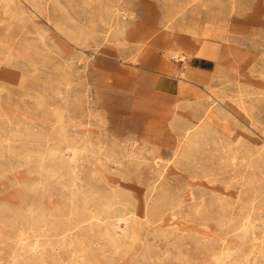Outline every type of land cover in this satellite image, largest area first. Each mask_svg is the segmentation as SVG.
Masks as SVG:
<instances>
[{
    "label": "rangeland",
    "instance_id": "374dc122",
    "mask_svg": "<svg viewBox=\"0 0 264 264\" xmlns=\"http://www.w3.org/2000/svg\"><path fill=\"white\" fill-rule=\"evenodd\" d=\"M11 2L0 264H264V0Z\"/></svg>",
    "mask_w": 264,
    "mask_h": 264
},
{
    "label": "crops",
    "instance_id": "0c3cea01",
    "mask_svg": "<svg viewBox=\"0 0 264 264\" xmlns=\"http://www.w3.org/2000/svg\"><path fill=\"white\" fill-rule=\"evenodd\" d=\"M194 60V59H192ZM213 59L206 58V57H199L192 61V63L188 64V66L185 68L186 72L188 73V76L190 77V83L193 85L202 86L204 82H208L211 78L212 70L207 66V63L212 62ZM162 63L159 67H161ZM144 87H142L143 89ZM158 91L160 89L156 88ZM162 93H165L167 95V100L169 101L170 98L175 95V91L173 88H167L162 89ZM179 94L176 93L175 99H177ZM169 96V97H168Z\"/></svg>",
    "mask_w": 264,
    "mask_h": 264
},
{
    "label": "bare ground",
    "instance_id": "6f19581e",
    "mask_svg": "<svg viewBox=\"0 0 264 264\" xmlns=\"http://www.w3.org/2000/svg\"><path fill=\"white\" fill-rule=\"evenodd\" d=\"M0 1H3V2H5V3H10L12 0H0ZM14 1V0H13ZM56 1V0H55ZM12 3V2H11ZM15 3V2H14ZM57 3V2H56ZM16 4V3H15ZM10 5V4H9ZM12 5V4H11ZM14 6V5H13ZM9 7V6H8ZM20 7H22V6H20ZM15 8H16V6H15ZM18 8V7H17ZM34 12V11H33ZM32 12V15H34V13ZM120 14V13H119ZM15 15V14H14ZM67 15H69V14H67ZM121 15V14H120ZM119 15V16H120ZM124 15V14H123ZM33 17V16H32ZM35 17H37L36 15H35ZM72 18V17H71ZM126 18V17H125ZM32 19H34V18H32ZM31 19V20H32ZM57 19V18H56ZM66 19V18H65ZM21 20V19H20ZM74 20V19H73ZM33 21V20H32ZM57 22V21H56ZM65 22H67V21H65ZM60 23H61V21H60ZM36 24V23H35ZM59 25V24H58ZM67 25V24H66ZM84 25V24H83ZM80 26V25H79ZM57 27V26H56ZM72 27V26H71ZM71 27H69V26H66L65 28H62V30L68 35V36H75V34L77 35V30H78V26H77V29L76 28H74V29H72ZM74 27H76V25L74 26ZM83 27H85V26H83ZM119 27V26H118ZM58 28H59V26H58ZM114 28V27H113ZM120 28V27H119ZM60 29V28H59ZM82 29V28H81ZM84 29V28H83ZM84 31V30H83ZM82 32V31H81ZM86 32V31H85ZM79 33V32H78ZM83 33V32H82ZM95 33V32H94ZM121 33V32H120ZM38 34V33H37ZM80 35V34H79ZM87 35V34H86ZM82 36H84V33L82 34ZM81 36V37H82ZM46 37V36H45ZM80 37V36H79ZM81 37H80V42H81ZM83 38V37H82ZM79 39V38H78ZM45 41V40H44ZM80 44V43H79ZM80 50V49H79ZM173 51H174V53L175 54H182V51H183V48L180 46V45H178L177 43H176V45H175V47H174V49H173ZM11 53V52H10ZM9 54V53H8ZM140 54V53H139ZM13 55V54H12ZM15 56V55H14ZM183 55H180L179 57H182ZM9 57V56H8ZM9 58H11V56L9 57ZM135 61V60H134ZM165 64V65H164ZM161 69H163V70H171V64H166V63H164V62H162V65H161ZM184 72H185V70H184V68L183 69H181V75H178V77L179 78H182V76L184 75ZM110 79V78H109ZM2 89V88H1ZM147 89V88H146ZM241 97V96H240ZM243 101V100H242ZM238 112V111H237ZM61 114V113H60ZM62 116V115H61ZM19 117V116H18ZM63 117V116H62ZM61 117V118H62ZM17 118V117H16ZM10 120V119H9ZM12 120V119H11ZM246 120V119H245ZM13 121V120H12ZM62 121V120H61ZM64 121H65V119H64ZM64 123V122H63ZM65 124V123H64ZM63 124V125H64ZM195 127V126H194ZM66 129H67V127H66ZM54 131H55V129H54ZM67 131V130H66ZM58 134H61V132L59 133L58 132ZM88 134V133H87ZM87 134H86V138H87ZM90 134V133H89ZM69 135V134H68ZM85 136V135H84ZM67 138H68V136H67ZM83 139L85 140V138L83 137ZM88 139H89V137H88ZM67 140V139H66ZM86 141H88L89 142V140H86ZM80 143V142H79ZM81 143H85V142H81ZM87 143V142H86ZM82 145V144H81ZM80 145V146H81ZM78 146V145H77ZM76 146V147H77ZM87 146V145H86ZM74 147H75V145H74ZM83 148H84V146H83ZM86 148V147H85ZM80 149V148H79ZM82 150V149H81ZM77 151V150H76ZM74 152V151H73ZM83 153V152H82ZM233 155H235V154H233ZM233 157V156H232ZM29 159V158H28ZM255 160V159H254ZM76 161H77V158H76ZM248 161V160H247ZM252 161V160H251ZM251 170H253V169H251ZM236 173V172H235ZM251 176V175H250ZM254 176V175H253ZM255 177V176H254ZM253 177V178H254ZM76 180H78V177H77V179ZM252 181H254V180H252ZM255 184H257V183H255ZM157 185V184H156ZM155 187H157V186H155ZM155 189V188H154ZM47 192V191H46ZM254 192V191H253ZM254 194H256V193H254ZM42 196V195H41ZM43 197V196H42ZM40 198V197H39ZM225 206V205H224ZM234 208V207H233ZM232 208V209H233ZM202 209V208H201ZM21 230V229H20ZM24 232V231H23Z\"/></svg>",
    "mask_w": 264,
    "mask_h": 264
}]
</instances>
